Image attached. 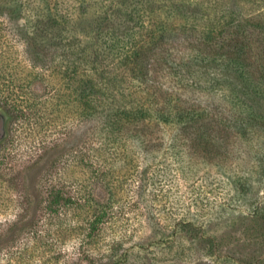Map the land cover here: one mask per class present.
I'll list each match as a JSON object with an SVG mask.
<instances>
[{
	"label": "trees",
	"instance_id": "1",
	"mask_svg": "<svg viewBox=\"0 0 264 264\" xmlns=\"http://www.w3.org/2000/svg\"><path fill=\"white\" fill-rule=\"evenodd\" d=\"M145 1L146 5L129 10L128 18L113 26L121 31L119 35L102 37L100 50L78 55L75 46L69 45L63 62L35 50L36 28L22 18V7L0 4V49L4 46L2 20L14 23L13 34L24 42L32 64L27 73L31 76L20 78L19 70L10 69L7 55L0 51V111L10 123H24L23 133L30 134L43 120L37 115L47 113L51 85L47 77L56 71L65 85L60 83L54 90V106L59 110L72 103L83 120H94L96 126L92 135L80 140L74 161L66 167L54 162L51 167L47 162L34 166L24 152L26 159L20 161L19 153H14L17 149H5L1 143L0 179L8 181L0 182V190L14 186L13 175L21 167L18 173L24 174L27 212L49 210L58 215L66 208L74 210L86 220L82 231L86 245L94 251L115 234L113 225L124 216L115 198L125 191L129 179L139 178L144 195L151 187L154 193L160 192L154 199L164 191H156L161 186L157 175L148 168L138 172L136 164L138 154L149 158L167 145L166 131L173 132L170 148L185 147L192 160L208 162H223L233 139L245 143L259 136L264 142V13L251 9L256 2L263 7L264 0ZM57 3L52 6L44 0L34 22L55 31L65 29L70 24L68 7ZM38 84L41 87L34 88ZM259 152L258 160L264 163V143ZM43 165L51 176L40 185L37 175ZM72 166L82 180L64 176ZM177 230L174 238L187 241V247L164 245L156 252L171 254L172 260L151 263L145 256L144 262L134 264H242L233 257L219 258L214 238L202 234L195 222H183ZM124 232L119 240L107 242L111 254L104 255V264L131 263L129 256L137 248L126 249L121 255L124 260L117 261L127 238ZM9 240L0 235V252ZM202 244L208 246L205 253Z\"/></svg>",
	"mask_w": 264,
	"mask_h": 264
},
{
	"label": "rangeland",
	"instance_id": "2",
	"mask_svg": "<svg viewBox=\"0 0 264 264\" xmlns=\"http://www.w3.org/2000/svg\"><path fill=\"white\" fill-rule=\"evenodd\" d=\"M49 1L52 6L59 2L60 5L68 7L66 12L70 14V24L65 25V29L55 31L48 25L34 22L37 18L36 12L44 6V0H0V4L22 7L25 13L22 18L36 28L33 40L35 50L48 54L50 60L62 62L66 59L69 45L75 46L78 55H83L84 50H100L102 37L107 33H121L113 26L128 18L129 10L146 5H143L145 0ZM225 2L223 0L219 4ZM153 3L152 5L156 4ZM257 4L256 2L251 9L264 13V2L260 3L263 6L261 8ZM2 21L4 46L0 51L7 55V61L12 65L9 68L17 73L19 70L20 78L23 75L30 77L27 73L32 64L27 57L26 46L19 39L20 36L18 38L13 34L15 24L12 23V26L5 20ZM86 46L87 50L83 49ZM47 82L51 84L46 98L47 113L37 115L43 120L34 125L30 134L23 133L22 128L26 126L24 123H10L4 111H0L7 117V135L0 144L5 143V149H17L14 153L18 152L19 160L23 162L26 158L22 157V153H28V159H32L34 166L47 162V166L51 167L54 162L66 167L70 160L74 161L73 154L80 145V140L85 135L89 137L93 134L95 121L83 120V115L79 114L77 107L71 106L72 103L63 104L57 110L52 100L54 90L60 87V83L62 86L65 83L56 71L48 73ZM37 86L41 87L38 84L34 88ZM170 132L166 131L167 145L149 157L156 161L151 163L149 158L138 154L140 161L136 164L139 165L138 172L148 168L150 173L157 175L161 186L156 191L162 188L164 191L159 198L154 199L153 195L160 192L154 193L151 187L147 195H144L139 188V178L135 177L133 181L129 179L125 191L118 193L115 198L116 206L125 211L124 216L113 225L115 234H111L108 241L100 243L96 251L86 245V232L82 231L86 220L74 210L66 208L58 215L49 210L32 209L27 212V198L23 190L24 174L18 173L22 168L17 166L13 175L17 179L16 182L14 180V186L9 184L11 188L3 186L6 191L0 190V235H7L10 239L2 246L0 264H104V255L109 257L111 254L107 252V242L119 240L121 231H127L124 232L127 240L124 238L126 243L124 242V247L117 255V261L122 262L124 259L121 261V255H124L126 249L132 248L137 249L129 256L130 264L144 262L145 256L151 263L156 260H172L171 254L162 256L156 252L160 253L164 245L187 247L188 242L174 238L173 232L178 231L179 224L189 221L195 222L202 234L214 238L217 248L214 253L219 258L226 260L233 257L242 264H264V163L258 160L263 139L257 136L245 143L233 139L230 148L225 150L226 158L218 163L202 159L192 160L190 153L182 146L170 148L173 138V132ZM1 149L3 148L0 147V155L1 151L4 152ZM56 151L59 153L56 154ZM54 154L60 158L56 159L52 156ZM47 171L44 166L38 173L37 184H44L50 178L51 173L47 174ZM64 176L74 182L82 180L83 177L73 166ZM2 180L8 181L1 177L0 182ZM20 181L21 184H17ZM154 213L155 218H152ZM161 232L165 235L161 236ZM202 246L205 253L207 248L204 247L208 246Z\"/></svg>",
	"mask_w": 264,
	"mask_h": 264
},
{
	"label": "water",
	"instance_id": "3",
	"mask_svg": "<svg viewBox=\"0 0 264 264\" xmlns=\"http://www.w3.org/2000/svg\"><path fill=\"white\" fill-rule=\"evenodd\" d=\"M7 117L5 114L0 113V141L4 140L7 135L6 132Z\"/></svg>",
	"mask_w": 264,
	"mask_h": 264
}]
</instances>
